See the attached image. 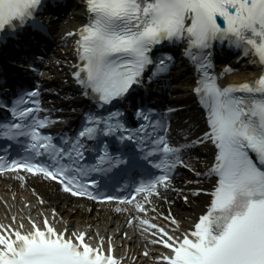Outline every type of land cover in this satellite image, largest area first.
I'll list each match as a JSON object with an SVG mask.
<instances>
[{
  "label": "snow or ice",
  "instance_id": "snow-or-ice-1",
  "mask_svg": "<svg viewBox=\"0 0 264 264\" xmlns=\"http://www.w3.org/2000/svg\"><path fill=\"white\" fill-rule=\"evenodd\" d=\"M41 5L42 0H0V32L23 26ZM86 5L88 23L78 33L69 34L79 36L77 53L81 63L76 65L74 78L85 89H91L102 104L123 98L133 85L140 84L145 70L153 64L150 53L165 41L186 40L185 54L199 73L194 92L205 109L208 131L196 143L210 141L215 146L210 174L217 180L213 190L204 193L211 198L206 213L193 230L181 237L170 235L147 219L140 221L155 230L153 235L160 234L153 243L170 253L161 255L160 264H264V75L251 83L221 88L208 52L214 41H228L264 66V0H86ZM167 67L166 60L159 61L160 72ZM38 95V91L27 93L30 98ZM26 103L36 107H19ZM41 111L38 100L22 98L12 109L19 122L0 124V138L31 140V155L11 160L0 157V173L22 170L42 174L59 182L62 190L73 196L97 199L79 180L88 171L77 166L84 156L81 138L94 139L99 131L95 126L101 123H106L108 134L113 130L112 123L89 117L88 126L79 132L69 151L38 131L51 123L37 115ZM141 118L150 121L147 115L141 114ZM150 125L152 147L146 155L158 158L153 167L163 174L135 189L136 194H146L145 200L159 195L160 186L167 189L173 171L183 165L180 149L172 146L166 135L156 134L157 128L166 133L167 122L150 121ZM121 128L117 123L116 130ZM121 138L133 140L134 136ZM43 156H47L51 167L34 159ZM66 160L72 163H62ZM99 160L101 165L113 163L107 153ZM134 199L119 202L130 204ZM184 199L187 201V197ZM134 207L141 213L147 211L143 202ZM165 219L179 229L175 218ZM43 224L42 230L32 222V230L27 233L0 225V264H120L104 251L103 245L86 243V234L58 232L47 219Z\"/></svg>",
  "mask_w": 264,
  "mask_h": 264
},
{
  "label": "bare ground",
  "instance_id": "bare-ground-1",
  "mask_svg": "<svg viewBox=\"0 0 264 264\" xmlns=\"http://www.w3.org/2000/svg\"><path fill=\"white\" fill-rule=\"evenodd\" d=\"M82 4L86 0H78ZM57 32L61 41H68L67 48L59 49L56 58L46 63L56 68V75L60 78L70 77L75 66L73 44L79 39L78 33L86 20L82 10L73 11ZM47 74V72H44ZM257 75L254 71L240 73L227 77L233 83L242 79L248 80ZM186 89H192L187 86ZM183 99L178 95L177 100ZM185 121L179 124L175 134L181 133L187 141L200 140L202 131L201 122L196 114L184 113ZM189 144V143H188ZM191 148L190 146H187ZM211 165L210 158L202 157L187 165L190 177L179 178L174 181L162 196L144 203L147 211L139 212L134 205L120 209L114 204L90 205L82 200L70 198L59 191L58 187L40 178H1L0 179V225L23 233L31 231L32 222L44 227L43 220L58 232L86 234L85 241L94 247L103 245L104 251L114 250L115 255L125 264H160L161 255L167 251L161 245L153 243L159 239V233L153 235L154 229L147 228L140 223L147 219L159 227L165 228L170 235L181 237V234L192 229L195 220L202 214L208 205L211 192L207 183L196 176L205 172ZM200 192V195H195ZM187 197V201H185ZM150 201V202H149ZM172 203V205H171ZM155 209V211H153ZM175 218L179 222V229L165 217ZM131 218H133L132 221ZM23 225V228L19 226ZM126 234L124 237L123 235ZM149 251L148 256L144 252Z\"/></svg>",
  "mask_w": 264,
  "mask_h": 264
}]
</instances>
